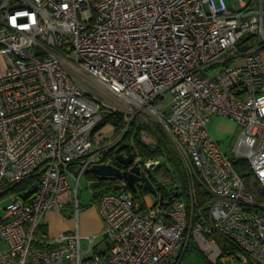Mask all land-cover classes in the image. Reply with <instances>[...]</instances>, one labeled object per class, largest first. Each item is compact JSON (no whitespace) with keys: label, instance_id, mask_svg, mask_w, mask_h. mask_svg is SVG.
<instances>
[{"label":"built area","instance_id":"obj_1","mask_svg":"<svg viewBox=\"0 0 264 264\" xmlns=\"http://www.w3.org/2000/svg\"><path fill=\"white\" fill-rule=\"evenodd\" d=\"M229 1L0 0V264H179L190 245L213 264L230 248L240 264H264V201L231 166L244 160L264 193V0ZM102 113L124 114L126 128L158 125L180 156L187 197L148 202L106 181L102 229L82 236L80 180L113 166L105 155L120 140L92 143ZM213 118L239 131L231 157L207 129ZM157 165L132 156L119 170ZM32 177L35 193L12 191ZM196 186L210 198L203 213ZM66 208L74 229L38 240L45 214Z\"/></svg>","mask_w":264,"mask_h":264},{"label":"trees","instance_id":"obj_2","mask_svg":"<svg viewBox=\"0 0 264 264\" xmlns=\"http://www.w3.org/2000/svg\"><path fill=\"white\" fill-rule=\"evenodd\" d=\"M102 121L94 130H98L103 124H110L113 128V135L109 140L101 141L105 147L115 142L118 138L120 140L117 142L116 147L121 146L123 143L128 144L132 156L139 157L141 161L146 162L151 161H163L167 165V172L169 176V182L167 186L157 183L154 176L151 174L149 181L155 187L156 196L164 201H171L175 199L185 200L187 197V183L182 167L181 160L174 149L172 142L169 140L167 135L162 131V129L153 124L150 126H140L136 125L134 122H130L127 126L126 118L120 113H102ZM126 128V129H125ZM140 132L147 133L154 141L155 147L149 148L140 141ZM93 143V141H92ZM114 148V149H115ZM110 149L105 157L109 158L111 164L117 169H123L121 165L117 164L114 160L113 151ZM231 166L235 173L242 179L248 193L254 195L259 201H264V193L257 187V185L251 180V176L248 173L247 165L244 160H232ZM86 180L90 181L91 200L97 202L98 198L112 191L111 182L101 181L96 178L90 171L84 174ZM140 181L137 176L134 177L135 192L134 197L142 198L147 196L148 193L143 191L142 187L136 185ZM38 182V177H32L16 185L12 191L14 193L25 195V192L30 191L35 184ZM196 191L198 195V206L197 208L202 213L206 211L207 208L202 207L204 203L209 202L210 198L202 191L198 186H196ZM2 198H0L1 200ZM190 247V248H189ZM184 254H186L192 247L189 246ZM196 249V248H192ZM224 249L222 251V256H230L233 250L230 248Z\"/></svg>","mask_w":264,"mask_h":264},{"label":"rangeland","instance_id":"obj_3","mask_svg":"<svg viewBox=\"0 0 264 264\" xmlns=\"http://www.w3.org/2000/svg\"><path fill=\"white\" fill-rule=\"evenodd\" d=\"M225 4L227 7H230L231 2L229 0H225ZM74 75H77L75 79L80 84L85 86L88 90H90L96 96H98L101 100H103V102L107 106H114L115 101L105 91H103L101 88L95 85L92 79L88 78L85 75L84 76L79 75V74H74ZM122 115L125 117L124 114ZM126 121H127V118H126ZM152 125L153 123L150 125V127ZM207 129L210 135L217 141L220 152L224 154L226 157H231L230 151L233 148L236 142V139L238 137V132H239L238 129L236 130L233 124H231L229 121H226L224 119H217V118L210 119ZM112 135H113V128L110 124L106 123V124H103L98 130H93L90 136V140L93 141V144L95 145V147H102L104 145L103 144L101 145V141L109 140L112 137ZM144 136H145L144 139L140 138V141L144 145L148 146L149 148H154L155 141L147 133H144ZM114 143L115 142L111 143L110 145ZM148 161H151V160H148ZM166 169H167L166 163H164L163 161H158L157 168L151 172V174L156 179L157 183L163 184L165 186H167L168 184L167 182H169V176L167 172H165ZM88 182L90 183V181L86 180L85 176H83L80 180L79 185H80L81 191L79 193V209H78L79 214L82 210L96 209L97 211V204L91 200L89 190L87 189ZM145 197L148 202H150V199H152V196L150 195H147ZM147 197L149 199H147ZM4 205L5 204H1L2 207ZM2 207H0V210L2 209ZM61 212L64 215L65 214L67 215L65 216V218L73 220V217L70 216V210H68V208L61 210ZM1 214L2 212H0V216ZM80 234L82 236L93 235V234H83V232H81ZM190 246L192 247V245ZM192 248L186 254H184L179 264H213L212 262L208 260L207 252H202L198 249H192ZM220 263L221 264H240V262L237 261L235 258H230L226 256H222L220 258Z\"/></svg>","mask_w":264,"mask_h":264},{"label":"crops","instance_id":"obj_4","mask_svg":"<svg viewBox=\"0 0 264 264\" xmlns=\"http://www.w3.org/2000/svg\"><path fill=\"white\" fill-rule=\"evenodd\" d=\"M230 123L233 124L232 122ZM233 126L236 128L234 124ZM147 199L149 198L147 197ZM65 216L67 215H64L62 212H47L38 227L36 238L38 240H45L59 233L71 232L75 226L74 221L72 219L65 218ZM78 227L80 233L83 232V234L93 235L99 234L102 229V222L96 209L82 210L80 214L78 213Z\"/></svg>","mask_w":264,"mask_h":264},{"label":"water","instance_id":"obj_5","mask_svg":"<svg viewBox=\"0 0 264 264\" xmlns=\"http://www.w3.org/2000/svg\"><path fill=\"white\" fill-rule=\"evenodd\" d=\"M123 150H126L127 153L129 152L128 146L126 144H123L114 149V160L117 164L123 167H128L131 164L132 155L128 153L126 157H123L121 153ZM90 173H92L96 178L101 181L123 180L126 182L129 190L133 193L135 192L134 177L139 176L142 182L143 191L147 192L148 195L152 197L156 196L155 187L149 181V177L151 175L150 169H147L145 172L141 173L139 168L134 167L130 170V172H122L114 166L96 165L91 167ZM36 189L37 186H34L28 195L35 193Z\"/></svg>","mask_w":264,"mask_h":264},{"label":"flooded vegetation","instance_id":"obj_6","mask_svg":"<svg viewBox=\"0 0 264 264\" xmlns=\"http://www.w3.org/2000/svg\"><path fill=\"white\" fill-rule=\"evenodd\" d=\"M124 153H126V150H125V152ZM128 154V153H127Z\"/></svg>","mask_w":264,"mask_h":264}]
</instances>
